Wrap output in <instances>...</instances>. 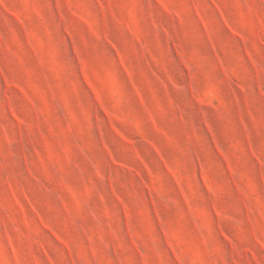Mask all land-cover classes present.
Listing matches in <instances>:
<instances>
[{"label":"rangeland","instance_id":"1","mask_svg":"<svg viewBox=\"0 0 264 264\" xmlns=\"http://www.w3.org/2000/svg\"><path fill=\"white\" fill-rule=\"evenodd\" d=\"M0 264H264V0H0Z\"/></svg>","mask_w":264,"mask_h":264}]
</instances>
